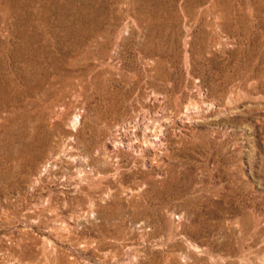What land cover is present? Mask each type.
Returning <instances> with one entry per match:
<instances>
[{
	"label": "rangeland",
	"instance_id": "rangeland-1",
	"mask_svg": "<svg viewBox=\"0 0 264 264\" xmlns=\"http://www.w3.org/2000/svg\"><path fill=\"white\" fill-rule=\"evenodd\" d=\"M0 264H264V0H0Z\"/></svg>",
	"mask_w": 264,
	"mask_h": 264
},
{
	"label": "bare ground",
	"instance_id": "bare-ground-1",
	"mask_svg": "<svg viewBox=\"0 0 264 264\" xmlns=\"http://www.w3.org/2000/svg\"><path fill=\"white\" fill-rule=\"evenodd\" d=\"M145 138H146V137H145ZM145 138H144V139H145ZM160 140H161V139H160ZM131 143H132V142H131ZM131 143H130V144H131Z\"/></svg>",
	"mask_w": 264,
	"mask_h": 264
}]
</instances>
